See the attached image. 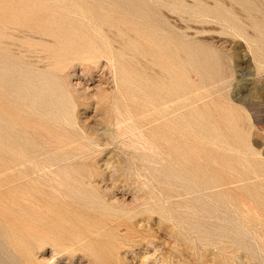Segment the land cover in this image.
Segmentation results:
<instances>
[{"label":"rangeland","instance_id":"1","mask_svg":"<svg viewBox=\"0 0 264 264\" xmlns=\"http://www.w3.org/2000/svg\"><path fill=\"white\" fill-rule=\"evenodd\" d=\"M7 1L28 9L13 14L17 25L0 33V74L11 58L19 64L50 56L42 60L49 68H18L34 77L32 84L48 83L51 93L45 96L63 108L58 115L55 108L46 110L40 120L36 115L37 126L63 141L76 140L73 145L84 153L75 160L90 171L73 182L77 199L52 198L46 212L53 210L60 223L58 208L73 200L97 212L89 220L94 232L80 226V216L59 228L68 236L75 230L77 238L87 236L66 244L68 250L29 243L33 263L264 264V0ZM7 1L0 6H9ZM27 20L56 32L65 28L89 50L75 49L77 42L67 50L66 32L46 38ZM91 22L98 30L88 28ZM182 43L195 52L193 62L176 55ZM184 92L189 99L177 98L169 106L178 110L163 116L162 97ZM186 112L191 141L181 147L164 123ZM179 118L173 130L182 129ZM56 119L63 128L55 129ZM12 123L4 126L17 128ZM142 133L155 135L169 152L145 150ZM186 148L191 155H183ZM221 182L227 184L215 187ZM229 199L239 208L237 216L224 212ZM221 224L236 227L225 231Z\"/></svg>","mask_w":264,"mask_h":264},{"label":"bare ground","instance_id":"2","mask_svg":"<svg viewBox=\"0 0 264 264\" xmlns=\"http://www.w3.org/2000/svg\"><path fill=\"white\" fill-rule=\"evenodd\" d=\"M5 1L7 0H1L2 3H4ZM8 5L9 6L6 5L7 7L4 6V4H3L4 7L0 6V33L2 32V29L5 30L7 27L9 28L10 25L13 26L17 25L18 21L16 22L15 20L11 21L12 19L11 17H14L16 19V15L13 16V14H17L22 10L19 13L21 14L24 10L23 7L22 8L19 7L17 3H14V1L13 3L11 1L8 2ZM6 9L12 10V12L10 13L12 14V16H10L8 12H6L8 15L5 14ZM26 9L24 10L25 12H27ZM30 9L29 11L32 13L31 11L32 9L31 10ZM25 12L22 14L24 15ZM28 22L32 23V25L36 24L35 22L34 23L30 21ZM102 25H100V28H103ZM36 26L38 25L35 26L33 25V27L31 26L32 28H34L32 30H35L37 34L39 33L40 36H44L46 38L47 37L56 38L58 35L62 36L61 34L62 31L66 32L67 33V36L65 34V36L67 37L66 40H70L68 41V43L64 44V47H67V50L75 42H77L75 49L85 50V51L89 50L90 46L81 43L82 42L81 36H79L78 38L73 37V34L69 31V34L71 33L72 35L70 36L65 28H64L65 31L64 29L63 30L58 29V32H56V30L54 29L57 27L53 29L54 26L50 27L51 25L48 26L49 28L46 25L44 26L42 24L39 25L38 27ZM97 26H99L97 23L91 22L88 28L90 30L91 28H93V30L94 29L98 30ZM111 31L112 30H108V33H110ZM115 34L118 40L119 39L118 37H120V35L119 33L116 32ZM122 44L125 46L123 42ZM8 45L13 46L20 51L24 50L34 54L37 53V51H34V49H32L33 51H31L32 47H25V46H21L20 44L17 45L16 43H12V42H8ZM154 47L155 49H157L158 43ZM93 49L98 51L99 47L94 46L92 47V50ZM39 51H43L45 53L48 52L45 50V48L41 50L39 49ZM175 52L177 54L176 53L174 54H176L177 56L180 53H182L181 57L184 59L185 63L193 62V60L195 59L194 58L195 52L192 54V50L185 43H182L180 46H178ZM49 58H50L49 55L47 56L45 55L43 56V58H41V60L39 59L33 60L31 63L27 62L26 59H25L26 61L22 59L20 60L21 62L19 64L18 62H15L16 59L15 60L13 59L14 60L13 61L11 58V60L9 61L7 60V62H5L4 64L2 63L6 67V70L4 69V71L7 72L4 75L0 74V80L3 79L2 76H5L7 81L5 82L6 83L5 86L0 85V91L1 89H4L2 91V93H4L3 98L8 102V104H6L5 106L0 103V241L4 242L2 247H5L4 251L0 249V264H34L32 261V254L34 250L32 249V247L29 246V243L32 242L40 243L39 246L41 249L48 244H52L53 246L62 248L63 251L68 250L66 244H70L73 246L77 243L80 242L82 243V241L87 239V236H82V237L80 236L79 238H77L78 233L76 232V230L73 232V234L68 236L65 235L63 232H61V230L59 229V228H62V230L65 229V222L70 219H74L76 216H80L79 222L80 220L82 221L80 226L84 228L87 227L89 228L88 231L94 232L91 229L92 224L91 221L89 220H92V218L97 214V212L95 211V209L89 208L84 201L82 203L84 204L82 205L83 207L74 201L75 199H77L76 197H78V195L75 193V190H77V186L73 184V182L79 183L76 176L79 178L81 176L86 175V173L89 174L90 172L89 170L80 167L81 165L86 166L85 162L82 164L77 160H75V157H77L80 154H83L84 152L81 150V148L75 147L73 145V143L77 142L76 140H72L71 138L69 139L70 141H63L60 138H57L55 133L44 132L43 131L44 129L42 130L37 126L38 122L40 123V121H38L37 118H39V120L42 119L43 118L42 114L46 110L50 108L52 109L55 108V110H57V115H58L63 108L60 106L59 101L57 99L54 100L52 98L53 100H48L47 97L45 96L46 92L49 94L51 93L48 83L39 81L38 83L32 84L34 77L33 78L28 77L27 75H25L26 73L22 74L21 73L22 71L21 70L19 71L18 69L19 65L20 67L24 66L25 68L28 66L31 67V65L32 67H36V66L39 67L40 65H42V67L44 66V68H49V64L45 65L43 63L44 60ZM8 65L11 67L10 69L11 71L7 70V68H9ZM11 73H13V75L10 77L9 74ZM15 73H18V75ZM57 92L58 91L56 90H52V93H57ZM2 93H0L1 94L0 100L2 98ZM10 97L12 99H10ZM177 98H184L183 101L187 100L189 99V93L184 92L181 93L179 96L172 94L163 96L162 97L163 102L159 104L166 106L165 110L162 111L163 116H167L168 118L178 110L176 107L169 106L172 103H175ZM159 105L156 106L159 107ZM186 107L188 106L187 105L182 106L181 109H184ZM6 110H8V115ZM5 113L7 116L5 115ZM36 115L39 117L35 118ZM178 118L179 117L177 116H172L171 118L166 120L164 126L168 129L169 132L172 133V137L175 139V141L178 140L180 141L181 147H186L190 145V141H191L190 138L191 124H190L189 114L187 112L181 114V118H179V120H181L182 129L180 131L175 129L173 130V125H176ZM66 119L69 120V117H66ZM8 120L12 121L15 124V126H17V128L16 127L13 128L14 125H12V129H10V126L9 129H7L6 126H4V123ZM56 120L55 121L58 126L55 125L54 126L55 129L56 127H58L59 129L63 128L64 124L61 122L62 119L61 120L56 119ZM33 123H35V126L33 125ZM65 130L67 131V129ZM71 132L72 130L70 131V133ZM141 135H142L141 141L145 144L144 145L145 150L149 149L150 151H158V152L161 151L160 153H162V151L164 150L167 151L166 153L169 152L167 149L168 147L161 145L155 135H150L147 133H142ZM99 136L101 137L103 135L100 134ZM167 145H170L169 147L171 148L170 143L169 144L167 143ZM191 154L192 153L190 149L187 148L184 149L183 152L184 156ZM198 154H199L198 157H200L199 160L201 159L204 160V157L200 156V153ZM226 184H227L226 182H221V184L216 185L215 187H220ZM224 191H226V189ZM229 191H233V190H229ZM52 198L54 199L59 198L62 200L74 199L73 202L71 203H67V202L62 203V205H60V207L58 208L62 213V214L58 213L61 220L60 223L56 219H54L53 216L50 215L53 214L54 212L53 210L50 211V214L46 212L47 209L49 208L52 209L53 207V205L50 204V200ZM227 205L230 206L232 205L233 208ZM227 205L225 204L223 205L224 212L229 213V215L233 214L237 216L239 208L234 203V199L227 200ZM87 217L88 220H86ZM77 225H79V223H77ZM221 227L223 230L227 231L236 226L233 227L230 224L228 225L221 224ZM75 236L76 239L73 238ZM236 243H239V241ZM56 252H58L57 249ZM233 253L236 254L235 251Z\"/></svg>","mask_w":264,"mask_h":264}]
</instances>
